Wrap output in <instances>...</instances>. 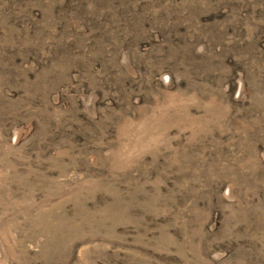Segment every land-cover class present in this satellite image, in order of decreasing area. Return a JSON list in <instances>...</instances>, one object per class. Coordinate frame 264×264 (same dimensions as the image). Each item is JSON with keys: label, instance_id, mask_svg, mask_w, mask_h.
<instances>
[{"label": "rangeland", "instance_id": "obj_1", "mask_svg": "<svg viewBox=\"0 0 264 264\" xmlns=\"http://www.w3.org/2000/svg\"><path fill=\"white\" fill-rule=\"evenodd\" d=\"M0 264H264V0H0Z\"/></svg>", "mask_w": 264, "mask_h": 264}]
</instances>
